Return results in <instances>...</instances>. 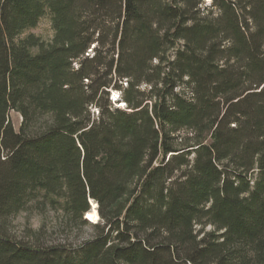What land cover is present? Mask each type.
<instances>
[{
  "label": "trees",
  "instance_id": "obj_1",
  "mask_svg": "<svg viewBox=\"0 0 264 264\" xmlns=\"http://www.w3.org/2000/svg\"><path fill=\"white\" fill-rule=\"evenodd\" d=\"M89 201L77 246L10 235ZM0 264H264V0H0Z\"/></svg>",
  "mask_w": 264,
  "mask_h": 264
},
{
  "label": "rangeland",
  "instance_id": "obj_2",
  "mask_svg": "<svg viewBox=\"0 0 264 264\" xmlns=\"http://www.w3.org/2000/svg\"><path fill=\"white\" fill-rule=\"evenodd\" d=\"M208 4V2H206ZM53 29L48 14L44 15L34 28L24 31L19 38L33 35L44 45H48L53 38ZM32 54L38 52V48L30 50ZM116 93V92H115ZM114 94V93H113ZM112 95V99H115ZM117 98V96H116ZM114 107H122L120 102H111ZM10 120L15 129L19 130L21 116L15 111L10 112ZM209 137L206 142H209ZM91 209V206H90ZM97 210V208H96ZM67 216L60 207L53 208L48 203L44 206L38 202L29 203L27 209L17 214L10 220V235L17 239L42 246L68 245L77 246L95 235L93 226L97 223H90L83 216L85 224H79ZM201 226H198L199 229ZM205 231L213 230L212 226H205Z\"/></svg>",
  "mask_w": 264,
  "mask_h": 264
},
{
  "label": "bare ground",
  "instance_id": "obj_3",
  "mask_svg": "<svg viewBox=\"0 0 264 264\" xmlns=\"http://www.w3.org/2000/svg\"><path fill=\"white\" fill-rule=\"evenodd\" d=\"M118 94L114 92L113 97L116 98ZM123 105V104H122ZM92 207L91 209L85 214V219L89 221L90 223H97L99 220V216L96 210V204L92 201L91 202Z\"/></svg>",
  "mask_w": 264,
  "mask_h": 264
},
{
  "label": "water",
  "instance_id": "obj_4",
  "mask_svg": "<svg viewBox=\"0 0 264 264\" xmlns=\"http://www.w3.org/2000/svg\"><path fill=\"white\" fill-rule=\"evenodd\" d=\"M115 100V99H114ZM96 204V203H95ZM89 205L92 207V204H91V202L89 201ZM96 207H97V205H96Z\"/></svg>",
  "mask_w": 264,
  "mask_h": 264
}]
</instances>
